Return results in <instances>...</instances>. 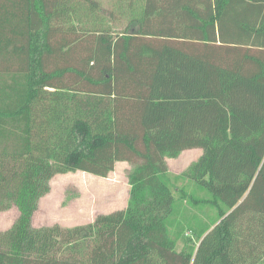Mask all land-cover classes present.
<instances>
[{
	"label": "trees",
	"instance_id": "1",
	"mask_svg": "<svg viewBox=\"0 0 264 264\" xmlns=\"http://www.w3.org/2000/svg\"><path fill=\"white\" fill-rule=\"evenodd\" d=\"M173 1L116 24L95 0H0V264H264V0L239 41L258 53L233 61L220 8ZM121 162L125 209L33 227L55 176Z\"/></svg>",
	"mask_w": 264,
	"mask_h": 264
},
{
	"label": "rangeland",
	"instance_id": "2",
	"mask_svg": "<svg viewBox=\"0 0 264 264\" xmlns=\"http://www.w3.org/2000/svg\"><path fill=\"white\" fill-rule=\"evenodd\" d=\"M201 153L199 149L188 150L175 159H167L170 173L182 174ZM130 171L131 166L121 162L115 165L114 171L107 178L81 172L55 176L50 181V192L40 200L38 210L33 215V227L59 225L70 228L90 223L99 215L125 209L129 197ZM176 185L186 187L187 191L193 188V184L186 180H181ZM198 195L209 197V194L200 189ZM210 213L214 217V212ZM17 217L18 211L15 207L0 212V232L10 229Z\"/></svg>",
	"mask_w": 264,
	"mask_h": 264
},
{
	"label": "crops",
	"instance_id": "3",
	"mask_svg": "<svg viewBox=\"0 0 264 264\" xmlns=\"http://www.w3.org/2000/svg\"><path fill=\"white\" fill-rule=\"evenodd\" d=\"M95 1H97L100 4V8L106 13V16L112 23L125 24L130 21L131 17L130 15H128V8H129V4L135 0H105V1L95 0ZM176 1L174 0L173 2L175 3L172 4H174L175 7H178L179 0ZM207 1L210 3L212 7V11L215 9L214 8L215 6L220 8L221 17L217 22L222 23V34L224 36V39L229 40L228 43H222L220 45L224 48L228 47L229 49H233L232 52L236 53V54L234 53L226 54L222 50V53L220 54L221 58L224 60L232 59L233 61L237 59V57H239L240 55L246 56L249 51H251L249 52V54L253 52L258 53L259 48L257 46L254 47L249 43L241 44L239 41L248 40V38H246V36L244 35L246 30L245 28L246 25L250 24L251 27L253 28V25H256L258 24V22H260L261 16H258L257 12L262 2L256 3L253 2V0H207ZM262 5H264V3ZM206 7L207 9H209L208 5ZM211 14L213 13L211 12ZM246 49H251V50L246 51ZM167 166H168V162H167Z\"/></svg>",
	"mask_w": 264,
	"mask_h": 264
}]
</instances>
